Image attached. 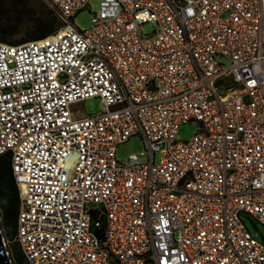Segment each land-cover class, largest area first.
<instances>
[{
  "label": "built area",
  "instance_id": "obj_1",
  "mask_svg": "<svg viewBox=\"0 0 264 264\" xmlns=\"http://www.w3.org/2000/svg\"><path fill=\"white\" fill-rule=\"evenodd\" d=\"M45 1L57 32L0 41V159L27 263L264 264L242 217L264 225V0ZM91 98L103 112H73ZM135 135L148 157L119 161Z\"/></svg>",
  "mask_w": 264,
  "mask_h": 264
},
{
  "label": "rangeland",
  "instance_id": "obj_2",
  "mask_svg": "<svg viewBox=\"0 0 264 264\" xmlns=\"http://www.w3.org/2000/svg\"><path fill=\"white\" fill-rule=\"evenodd\" d=\"M2 4L4 8L3 0H0V6H2ZM45 8L51 9L45 0H19L17 5L11 8L13 14L12 16L18 19L22 18L21 20L23 23L20 25L18 32L12 37H9V40L13 42L9 44H22L21 42H23L30 34H33V31H30V28L28 27L29 16H42V14L45 12ZM98 12L99 3L95 1L90 7L77 14V16L74 18V23L81 30H90L93 27V21ZM143 29V32L146 34H152L155 31V27L152 23L145 24ZM72 110L73 112L79 113L81 115H98L103 112L104 106L100 98H91L84 102L73 105ZM196 133V123H185L181 127L179 140L190 141L195 137ZM132 154L138 155L142 160H145L148 157L146 144L141 135L132 136L128 141L118 146L117 157L119 161H126ZM159 159L160 157L157 155L156 160L159 161ZM14 190L15 189L12 187L9 177L0 181V227L8 251L10 252L12 264H28L19 244L17 243L19 217L12 222H7V218L5 216V208L9 205L10 200L9 195H11ZM242 217L251 233L260 242L264 243V225L245 213L242 214Z\"/></svg>",
  "mask_w": 264,
  "mask_h": 264
},
{
  "label": "trees",
  "instance_id": "obj_3",
  "mask_svg": "<svg viewBox=\"0 0 264 264\" xmlns=\"http://www.w3.org/2000/svg\"><path fill=\"white\" fill-rule=\"evenodd\" d=\"M19 0H3V4L0 6V40L3 42L13 43L9 40L18 32L20 25L23 23L21 19L15 18L12 15V7L17 5ZM6 5V6H5ZM4 10V11H3ZM62 24L57 17L55 11L51 9H46L42 16H29L30 34L23 42L25 43L32 40H39L48 37L61 28ZM10 178L11 185L15 189L11 195H9V205L5 208V216L7 222H12L19 217L20 212V198L19 189L14 181L11 163L7 157L0 159V181Z\"/></svg>",
  "mask_w": 264,
  "mask_h": 264
},
{
  "label": "water",
  "instance_id": "obj_4",
  "mask_svg": "<svg viewBox=\"0 0 264 264\" xmlns=\"http://www.w3.org/2000/svg\"><path fill=\"white\" fill-rule=\"evenodd\" d=\"M0 264H12L10 252L8 251L6 242L4 240L0 227Z\"/></svg>",
  "mask_w": 264,
  "mask_h": 264
}]
</instances>
